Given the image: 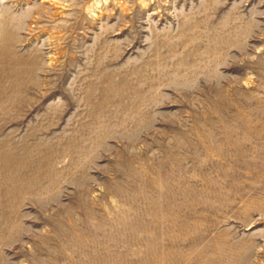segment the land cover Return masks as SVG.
Here are the masks:
<instances>
[{"label": "rangeland", "instance_id": "1", "mask_svg": "<svg viewBox=\"0 0 264 264\" xmlns=\"http://www.w3.org/2000/svg\"><path fill=\"white\" fill-rule=\"evenodd\" d=\"M0 264H264V0H0Z\"/></svg>", "mask_w": 264, "mask_h": 264}]
</instances>
